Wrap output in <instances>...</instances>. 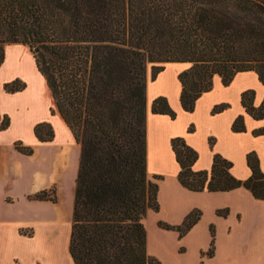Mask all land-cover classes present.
I'll list each match as a JSON object with an SVG mask.
<instances>
[{
  "label": "trees",
  "instance_id": "16d2710c",
  "mask_svg": "<svg viewBox=\"0 0 264 264\" xmlns=\"http://www.w3.org/2000/svg\"><path fill=\"white\" fill-rule=\"evenodd\" d=\"M13 43L32 52L52 98L51 114L57 112L80 146L69 239L73 263L160 264L146 253L143 223L148 210H159L158 186L146 175V67L152 65L155 80L166 63L189 64L178 74L185 112L211 90L214 76L228 86L238 73L252 71L264 86V0H0V66ZM24 88L18 79L4 85L8 93ZM253 98L254 91H245L241 104L262 120L264 99L254 107ZM151 112L177 116L165 97L152 101ZM8 126L4 116L0 131ZM231 129L245 132L243 116ZM254 134L264 135V129ZM34 135L48 142L53 131L41 123ZM170 144L184 188H245L264 201V175L254 152L246 156L251 176L242 181L218 154L210 171H193L197 152L181 137ZM15 148L33 153L21 143ZM52 194L41 191L30 199L54 201ZM200 215L193 210L179 226L158 225L182 237ZM212 249L213 240L207 256Z\"/></svg>",
  "mask_w": 264,
  "mask_h": 264
},
{
  "label": "crops",
  "instance_id": "0c3cea01",
  "mask_svg": "<svg viewBox=\"0 0 264 264\" xmlns=\"http://www.w3.org/2000/svg\"><path fill=\"white\" fill-rule=\"evenodd\" d=\"M188 67L187 63H166L146 88V175L158 186L159 204L158 212L148 210L145 216L150 211L156 215L154 223H145L146 253L160 264H264V201L245 188L226 192L184 188L170 144L181 137L197 152L195 172L210 171L218 154L232 164L231 175L245 181L251 176L246 156L254 152L264 175V135L254 134L264 129V119H253L241 104V94L251 90L253 106H260L264 86L252 71L238 73L228 86L214 76L211 90L196 100L192 112H185L178 74ZM16 79L25 88L6 92L4 85ZM157 97L168 100L177 114L174 120L151 112ZM221 104L227 107L213 113ZM52 107L29 48L7 45L0 66V119H9L8 128L0 131V264H74L69 239L80 146L57 112L51 114ZM238 116L244 118L245 132L231 129ZM41 123L53 131L48 142L34 135V127ZM16 143L32 148L33 153L21 154ZM48 190H53L54 201L30 199ZM193 210L200 211V218L182 237L158 225L179 226ZM212 240V255L207 256Z\"/></svg>",
  "mask_w": 264,
  "mask_h": 264
},
{
  "label": "rangeland",
  "instance_id": "374dc122",
  "mask_svg": "<svg viewBox=\"0 0 264 264\" xmlns=\"http://www.w3.org/2000/svg\"><path fill=\"white\" fill-rule=\"evenodd\" d=\"M30 51V50H29ZM31 52V51H30ZM32 53V52H31ZM152 65L151 64H148L147 67H146V88H147V84L152 80L151 78V75H152ZM146 92H145V100H146V104H147V99H146ZM147 107V106H146ZM52 109V108H51ZM146 111V110H145ZM145 115H146V112H145ZM148 179V178H147ZM149 180V179H148ZM151 181V180H150ZM153 182V181H151ZM156 220V215L154 212L150 211L146 217V219H144L146 225L147 224H150V223H154V221Z\"/></svg>",
  "mask_w": 264,
  "mask_h": 264
},
{
  "label": "bare ground",
  "instance_id": "6f19581e",
  "mask_svg": "<svg viewBox=\"0 0 264 264\" xmlns=\"http://www.w3.org/2000/svg\"><path fill=\"white\" fill-rule=\"evenodd\" d=\"M57 245V244H56Z\"/></svg>",
  "mask_w": 264,
  "mask_h": 264
},
{
  "label": "water",
  "instance_id": "95a60500",
  "mask_svg": "<svg viewBox=\"0 0 264 264\" xmlns=\"http://www.w3.org/2000/svg\"><path fill=\"white\" fill-rule=\"evenodd\" d=\"M36 52V51H35Z\"/></svg>",
  "mask_w": 264,
  "mask_h": 264
}]
</instances>
